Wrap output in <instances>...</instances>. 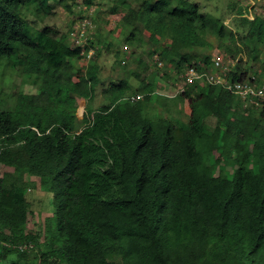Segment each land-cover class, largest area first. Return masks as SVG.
<instances>
[{
  "label": "trees",
  "instance_id": "16d2710c",
  "mask_svg": "<svg viewBox=\"0 0 264 264\" xmlns=\"http://www.w3.org/2000/svg\"><path fill=\"white\" fill-rule=\"evenodd\" d=\"M50 1L0 0V68L38 86L0 108V264H264V93L242 96L236 87L264 82V63L256 72L240 64V54L256 55L247 42L264 46V14L241 15L227 38L223 22L190 0L118 1L109 34L143 46L153 70L214 69L225 83L184 78L172 100L157 96L163 114L151 108L155 80L141 78L139 94L127 79L110 81L94 110L101 66L87 54L98 34L75 45L68 33L36 29L26 15L49 16ZM112 21L98 14L91 24ZM210 37L224 55L208 53ZM227 60L231 68L215 69ZM123 61L115 52L121 70ZM172 103L185 122L171 115ZM38 187L55 207L29 231L27 192Z\"/></svg>",
  "mask_w": 264,
  "mask_h": 264
},
{
  "label": "rangeland",
  "instance_id": "374dc122",
  "mask_svg": "<svg viewBox=\"0 0 264 264\" xmlns=\"http://www.w3.org/2000/svg\"><path fill=\"white\" fill-rule=\"evenodd\" d=\"M86 1L87 0H60L59 2V0H51L49 4L52 6V11L49 16H36L34 13L29 12L27 13L26 17L29 22L32 23L33 26L38 30L42 29L43 27H50L54 30H57L59 33L70 34V38L71 40H73L72 42L75 45H82V43L85 42V39L80 36V32H83V34H86V36L90 35L92 32H98H95L94 34H98L97 38L99 39L100 43H97L95 47L87 54L88 62H97L101 66V73H99L101 84L96 88L95 97L90 104L94 110L98 109L105 103L102 92L103 89L109 85L110 81L117 82L120 79H127L129 85L132 87L131 91L139 94L140 92L139 90H136V88L141 86V78H143L146 81L155 80L157 82L156 89L154 90V95L151 96L153 100L151 108H158L160 110V113L165 114L159 108L157 102H155L157 100L156 98H158L157 96H166L169 98V100H172L178 91L177 88L184 85V75L186 73L183 72L177 75L175 74L176 72L174 69H168L165 65H163L162 67L159 65V71L153 70L155 68L151 66V64H153L154 58H150L147 54L143 53V46L138 45L136 47H131L126 43H123V35L125 34L120 35L117 38H113L114 36L109 34L110 29L114 28L113 26L117 19L114 21L113 18H110V15H107V13L110 7L115 5L120 0H91L89 8H86ZM126 1L131 5V7H138L141 2V0ZM190 1L197 3L199 5L200 11L203 14L219 18L225 25L227 38L229 36V33L231 31L234 32L236 26L240 24L239 17L241 15H246V17H248L249 19H253L254 16H261L264 14V0ZM65 6H68V8L70 9L68 10V8H66ZM98 14L100 18H104V20H107V18L110 21L113 20L112 24L110 26H103L94 23L91 24V27L86 28V30L82 29V25L85 22H94V20L96 19V15ZM227 38L223 40V43L226 45L229 44V40ZM210 41L213 44L214 49L208 53L211 56H217V54H219V56L224 55L220 50L216 49L218 41L215 40L214 37H210ZM107 43H112L114 45H112L110 49L106 50L104 47H102V45ZM247 44L250 47H253L256 55L254 56V53L253 57L250 59V57L247 55L248 52L245 51V54H240V64L243 65L247 61L246 63H248L250 70L252 72H256L257 70H259L261 63H264V46L248 42ZM93 52H95L94 56ZM115 52L119 54L120 59L124 60L122 63H124L123 65L126 67L125 70H121L119 67H117L116 64H114ZM135 58L140 59L141 62L146 61V64L148 65L147 67H149L150 70H148L147 68H145L144 71L140 69L141 65H138L139 62L135 61ZM217 63L219 64L215 69L219 72H224L229 69L226 66H229L230 68L232 67L231 60H227L226 62L217 61ZM221 68H223L222 71H220ZM137 73H139L140 77H135V74ZM164 73L167 74L168 77H170L169 82L165 81L161 77ZM215 73L219 74L218 72H215L214 69H211L206 74L217 76ZM221 78L223 77L221 76ZM256 78L258 81L262 80L261 75H257ZM33 79V76L27 74H19L17 70L11 69L9 65H3L0 68V108L6 110L13 108L16 101V95L19 93H36L38 86L31 83ZM222 81L224 80L222 79ZM259 82L262 84L260 89L264 90V82ZM131 91L128 92L127 96H131ZM77 104V120L79 124L85 104L82 101H79V103ZM171 106L172 107L169 106L171 108V115H173L175 119L185 122L186 116L183 114V112H181L180 115H177L175 113L176 103H172ZM259 107L261 106H258L257 108ZM154 113L152 112V115L150 117H153ZM213 121V119L210 120V122ZM206 124L208 126V119L206 120ZM27 198L31 204L32 211L27 229L31 231L37 228L39 225H43L45 219L49 217V213L51 212V210H48V208L52 207V210H54L55 201L53 200L51 194H49V196L46 195L43 189L40 187L28 191ZM32 257L33 256L31 255L30 258Z\"/></svg>",
  "mask_w": 264,
  "mask_h": 264
},
{
  "label": "built area",
  "instance_id": "2783aa9c",
  "mask_svg": "<svg viewBox=\"0 0 264 264\" xmlns=\"http://www.w3.org/2000/svg\"><path fill=\"white\" fill-rule=\"evenodd\" d=\"M91 27V22H85L82 25V29L86 30V28ZM81 37H85L83 32H80ZM85 39V38H84ZM210 74H200L198 73L194 68H188L185 74V80L186 82H192L195 80H205L207 83H210L212 85H219L225 83V81H222L223 78L217 77ZM214 76V77H213ZM224 80V79H223ZM237 89L239 90V93L242 96H245L247 94H252L254 96H262L263 95V89H254L246 84L243 85H236ZM136 98H131V102H134Z\"/></svg>",
  "mask_w": 264,
  "mask_h": 264
}]
</instances>
